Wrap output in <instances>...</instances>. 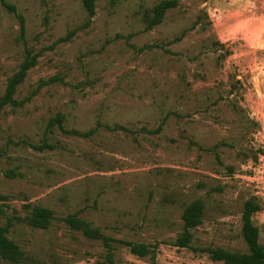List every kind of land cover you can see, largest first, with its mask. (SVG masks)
Here are the masks:
<instances>
[{
  "label": "rangeland",
  "instance_id": "1",
  "mask_svg": "<svg viewBox=\"0 0 264 264\" xmlns=\"http://www.w3.org/2000/svg\"><path fill=\"white\" fill-rule=\"evenodd\" d=\"M93 5L0 0V101L23 70L0 106V226L20 256L0 264L251 255L248 236L264 246V0Z\"/></svg>",
  "mask_w": 264,
  "mask_h": 264
},
{
  "label": "trees",
  "instance_id": "2",
  "mask_svg": "<svg viewBox=\"0 0 264 264\" xmlns=\"http://www.w3.org/2000/svg\"><path fill=\"white\" fill-rule=\"evenodd\" d=\"M83 8L90 14H94V5L93 0H81ZM2 4L12 13H15V7L7 4L5 2H2ZM21 30H23V20L21 17ZM23 74V70L20 74L15 76L16 78L12 80L8 87L7 95L0 101V106L5 104L11 99V95L14 91L15 85L20 81L21 76ZM197 205L198 207L194 206ZM191 207L187 209L186 218L187 220H191L194 217L200 215L201 208L200 204H194ZM254 207H251L250 203L246 204V210L243 215L244 220V229L246 233L253 232V228L250 223L249 216L251 212L254 210ZM3 212V207L0 205V214ZM50 217V212L47 209L40 208V207H34L33 213H32V221L35 225L45 227L47 225V220ZM82 223L77 224V228H81ZM247 236V235H246ZM250 239V244L253 245V250L251 255L249 256H235V255H229L227 253H219V254H210L212 256L211 261L213 262H219L222 261V264H264V246L256 244L253 239H251L250 236H248ZM19 249L18 247L11 242L6 237V228L0 226V258H5L10 261H18L19 260Z\"/></svg>",
  "mask_w": 264,
  "mask_h": 264
}]
</instances>
